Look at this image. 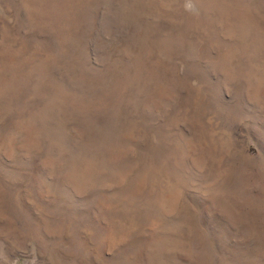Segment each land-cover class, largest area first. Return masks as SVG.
<instances>
[{
	"label": "rangeland",
	"instance_id": "obj_1",
	"mask_svg": "<svg viewBox=\"0 0 264 264\" xmlns=\"http://www.w3.org/2000/svg\"><path fill=\"white\" fill-rule=\"evenodd\" d=\"M0 264H264V0H0Z\"/></svg>",
	"mask_w": 264,
	"mask_h": 264
}]
</instances>
